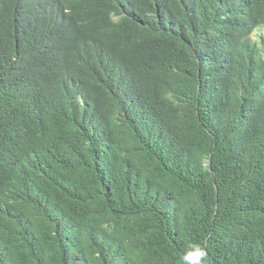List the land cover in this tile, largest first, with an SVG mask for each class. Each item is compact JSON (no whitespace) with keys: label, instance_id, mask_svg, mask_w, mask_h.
Returning a JSON list of instances; mask_svg holds the SVG:
<instances>
[{"label":"trees","instance_id":"trees-1","mask_svg":"<svg viewBox=\"0 0 264 264\" xmlns=\"http://www.w3.org/2000/svg\"><path fill=\"white\" fill-rule=\"evenodd\" d=\"M85 1L69 9L86 24L115 2ZM223 1L121 2L119 44L135 49L102 87L101 65L73 69L100 57L102 33L78 44L60 0H0V264H185L196 246L200 264H264V122L247 113L264 107L238 111L228 89L216 110L197 101L257 52L246 34L264 0H246L248 18ZM78 89L87 118L59 119L53 98Z\"/></svg>","mask_w":264,"mask_h":264},{"label":"clouds","instance_id":"clouds-1","mask_svg":"<svg viewBox=\"0 0 264 264\" xmlns=\"http://www.w3.org/2000/svg\"><path fill=\"white\" fill-rule=\"evenodd\" d=\"M79 1L80 0H73L72 4L74 5L75 10H78L81 13L85 11V6L79 5ZM114 1L115 2L112 6L103 8L100 14L94 12L92 18H90V24L83 22L74 9H69L70 3L68 0H60V2H57L61 8L60 11L62 15L68 19L70 18L80 27V32L78 33V44L92 38L94 39L97 46L99 35L102 33V46L100 45L97 48L100 57L94 56L90 59H85L89 54L81 52V54L75 58V65H78L76 70L78 72L84 70V74H91V68H93L94 65L102 66V68L97 69L99 73V84L102 87L114 80V78L121 77L117 66L119 65L124 67L126 63L130 62L124 52L135 49V47L129 46L130 44L124 40V45L119 44V41L122 39H120L117 34V27L121 21L125 18H129L128 15H125L126 12L124 11V7L127 5L129 0ZM159 1L160 0H149V2L153 4H157ZM161 1L159 2L157 8L161 4ZM205 1L206 0H199V3L202 4ZM212 1H214V9H216L219 0ZM225 1L226 0L223 2ZM85 2L89 4L90 8H96L100 0H86ZM121 2H124L125 4L123 8L120 6ZM247 3L248 2L246 0H240L238 3H236L235 6L237 8L238 16L242 18L252 17L248 11ZM221 4L218 7H220ZM116 9H120V13H117L115 11ZM240 11H242V13H240ZM243 14L245 16H243ZM191 19L192 17L190 18V24ZM138 25L143 26L142 23H138ZM192 26H195L196 34H198L197 26H200L199 20L197 19L196 23H193ZM93 29L98 30V32H94ZM246 35H248L250 42L253 44L252 50L255 46L257 48L255 56L248 55V52L246 54H241L242 57L239 61L236 60L233 62H226L230 66L227 67L226 64V67H223L224 73L218 77V81H215L213 84L209 83L208 87L212 88V92L210 94H208L205 84L203 85V83L200 82L197 91V101L198 106L200 105L201 108L216 110L214 106L215 99L213 97L222 95L226 89H228V98L234 102L238 111H246L250 108H257L260 106L264 107V24H256L253 22ZM61 51L62 50L60 48H55L54 50H49L48 52L45 51V55L43 53L39 57L45 62H47V60L48 62L52 60L55 61L56 58L61 54ZM122 57L124 59H121ZM99 59L100 62L98 64L97 60ZM106 68L110 69L111 73L106 74L104 72ZM136 74H131L132 76L127 75L126 80L130 81L134 77L137 82L138 77L135 76ZM92 84L93 81L88 83V86L90 87V93ZM225 85H227V88H225ZM78 90L79 91H76L75 94L64 96L62 99H56L55 97L53 98V104L59 112V119H65L71 116H77L81 118V120L87 118V113L84 110L86 107V94L81 92V89ZM248 91L252 92L253 95H246ZM167 98L172 100L171 95H168ZM225 104L226 101L222 104V106L224 107ZM247 113L254 114L252 117L259 118L262 122H264V109H254L252 111H248ZM219 118H222V116L219 115ZM236 122L239 124L240 119H238ZM219 126L222 128V125ZM205 161L207 165H210L211 157ZM203 257V251L200 250L198 246H196L195 251L185 254V264H193V262H195V264H200V262L203 260Z\"/></svg>","mask_w":264,"mask_h":264},{"label":"bare ground","instance_id":"bare-ground-1","mask_svg":"<svg viewBox=\"0 0 264 264\" xmlns=\"http://www.w3.org/2000/svg\"><path fill=\"white\" fill-rule=\"evenodd\" d=\"M72 1H73V0H68V2L70 3V6H71L72 8L75 9L74 5L72 4ZM77 11H78V10H77ZM91 18H92V17H91ZM89 24H90V19H89ZM93 31L95 32V29H93Z\"/></svg>","mask_w":264,"mask_h":264},{"label":"rangeland","instance_id":"rangeland-1","mask_svg":"<svg viewBox=\"0 0 264 264\" xmlns=\"http://www.w3.org/2000/svg\"><path fill=\"white\" fill-rule=\"evenodd\" d=\"M77 67H78V65L76 64L73 69L76 70ZM208 164H209V161H208Z\"/></svg>","mask_w":264,"mask_h":264}]
</instances>
